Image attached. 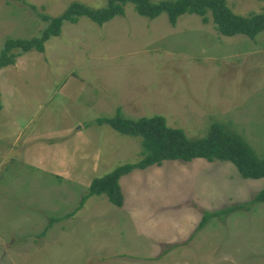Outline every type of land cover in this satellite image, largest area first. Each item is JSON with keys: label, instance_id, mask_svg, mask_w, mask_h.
<instances>
[{"label": "rangeland", "instance_id": "rangeland-1", "mask_svg": "<svg viewBox=\"0 0 264 264\" xmlns=\"http://www.w3.org/2000/svg\"><path fill=\"white\" fill-rule=\"evenodd\" d=\"M226 1L237 15L264 12V0ZM75 2L108 4L0 0V54L41 37L42 16ZM0 88V264H264V203L251 202L264 179L230 162L135 171L123 181L127 205L102 195L79 209L95 180L142 159L141 138L95 123L119 111L164 116L191 140L218 122L264 158V31L227 37L197 15L172 26L128 6L104 26L65 23L44 54L0 69ZM242 204L197 231L205 212Z\"/></svg>", "mask_w": 264, "mask_h": 264}, {"label": "trees", "instance_id": "trees-1", "mask_svg": "<svg viewBox=\"0 0 264 264\" xmlns=\"http://www.w3.org/2000/svg\"><path fill=\"white\" fill-rule=\"evenodd\" d=\"M128 6H133L138 15L149 20L166 15L172 26L178 25L180 18L184 15H197L201 17L204 24L212 21L216 29L227 37L245 35L254 40L258 34L264 31V12L250 16L237 15L228 6L226 0H163L159 2L108 0L107 6L100 9L75 2L59 17L42 16L49 26L41 37L35 38V40L7 42L0 54V69L16 66L19 58L32 52L44 54L46 46L52 38L62 34L65 23L78 24L80 20L86 18L104 26L117 17H124ZM2 109L3 100L0 90V110ZM95 123L100 126L109 125L122 136L141 138L142 159L135 165L121 167L112 175L95 180L79 209H82L91 197L102 195L108 196L112 203L122 208L124 195L120 179L135 171L160 168L165 162L185 164L196 160L230 162L238 167L245 179H264V158H259L252 146L239 133L231 131L218 122L213 123L208 135L200 140L189 139L184 129L170 127L166 118L161 115L129 119L122 116L119 111L115 117L99 118ZM251 202L264 203V190L260 191ZM246 206L242 204L217 212H205L197 231L205 227L214 217L229 214Z\"/></svg>", "mask_w": 264, "mask_h": 264}, {"label": "crops", "instance_id": "crops-1", "mask_svg": "<svg viewBox=\"0 0 264 264\" xmlns=\"http://www.w3.org/2000/svg\"><path fill=\"white\" fill-rule=\"evenodd\" d=\"M1 89V88H0ZM1 93H2V91H1ZM2 100H3V94H2ZM3 108H4V104H3ZM137 175H139V174H137ZM125 178H126V176H123L121 179H120V185H121V188H123V181L125 180ZM122 181V182H121ZM128 187H129V182H128ZM122 191H123V195H124V205L123 206H125V205H127L128 204V200H127V198H126V195H125V193H124V189H122ZM129 191H130V193L132 194V196L134 195L132 192H133V189H129ZM172 243H176V245L175 246H179L178 244H183V243H185V241H176V242H174V241H172Z\"/></svg>", "mask_w": 264, "mask_h": 264}]
</instances>
